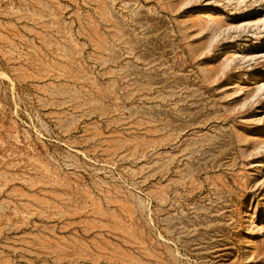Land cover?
<instances>
[{"label":"rangeland","instance_id":"obj_1","mask_svg":"<svg viewBox=\"0 0 264 264\" xmlns=\"http://www.w3.org/2000/svg\"><path fill=\"white\" fill-rule=\"evenodd\" d=\"M0 264H264V0H0Z\"/></svg>","mask_w":264,"mask_h":264}]
</instances>
